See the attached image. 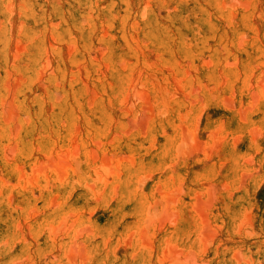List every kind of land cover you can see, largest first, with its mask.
I'll return each instance as SVG.
<instances>
[{
	"label": "rangeland",
	"instance_id": "rangeland-1",
	"mask_svg": "<svg viewBox=\"0 0 264 264\" xmlns=\"http://www.w3.org/2000/svg\"><path fill=\"white\" fill-rule=\"evenodd\" d=\"M0 264H264V0H0Z\"/></svg>",
	"mask_w": 264,
	"mask_h": 264
}]
</instances>
